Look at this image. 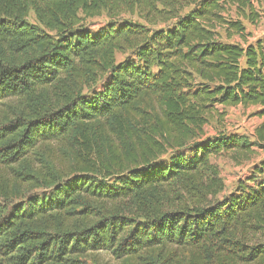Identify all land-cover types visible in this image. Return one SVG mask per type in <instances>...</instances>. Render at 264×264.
I'll list each match as a JSON object with an SVG mask.
<instances>
[{
    "label": "trees",
    "instance_id": "obj_1",
    "mask_svg": "<svg viewBox=\"0 0 264 264\" xmlns=\"http://www.w3.org/2000/svg\"><path fill=\"white\" fill-rule=\"evenodd\" d=\"M259 18L251 0H0V264H264V162L222 199L210 162L264 146ZM237 106L263 119L253 141L202 140Z\"/></svg>",
    "mask_w": 264,
    "mask_h": 264
},
{
    "label": "rangeland",
    "instance_id": "obj_2",
    "mask_svg": "<svg viewBox=\"0 0 264 264\" xmlns=\"http://www.w3.org/2000/svg\"><path fill=\"white\" fill-rule=\"evenodd\" d=\"M259 13V20L256 24L250 25L244 23L246 32L249 34L248 41L254 43L264 37V0H251ZM28 21L35 23L33 14H29ZM108 19L103 15L98 18L90 19L85 22V28L90 33H96L100 29L106 28ZM233 41L240 42L238 38ZM121 57H118L120 60ZM219 110L225 112L224 120L220 123L217 119L211 120L204 128L202 140H213L221 134H234L246 136L250 141L254 140V130L262 122V118L256 116V107L243 108L241 106L222 108ZM248 159L236 160L230 154H219L210 157V162L217 166L222 179L224 190L217 196L222 199L230 193H234L240 182L252 174L253 166L264 162V146L255 147ZM165 159V158H164ZM258 179V177H256ZM264 178V176H263ZM100 259L103 262L112 263L109 255L102 253Z\"/></svg>",
    "mask_w": 264,
    "mask_h": 264
}]
</instances>
